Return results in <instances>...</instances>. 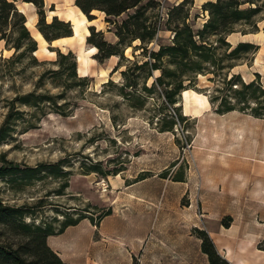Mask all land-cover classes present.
<instances>
[{
	"label": "rangeland",
	"instance_id": "374dc122",
	"mask_svg": "<svg viewBox=\"0 0 264 264\" xmlns=\"http://www.w3.org/2000/svg\"><path fill=\"white\" fill-rule=\"evenodd\" d=\"M179 1L159 0L153 14L158 19L160 30L147 48L156 50L159 44L170 42L173 33L166 29L165 22L169 9ZM205 1L193 0V5L189 6L188 22L194 28L200 27L207 18L208 12L202 8ZM16 3L26 19L33 23L27 27L36 36V6L22 0H16ZM50 6L44 7L47 21L55 16L50 12ZM64 7L66 11L70 9L68 4ZM91 13L94 15L91 20L84 14L89 21L86 22L89 34L90 26H94L95 31L103 32L106 41L115 43L114 28L104 20V13L96 10ZM125 16L122 14L116 20L120 21ZM255 20L256 28L237 24L227 35L232 46L240 41L258 45L257 50L237 61L229 74H239L243 81L248 82L256 78L255 72H258L264 87V10ZM88 35L82 41L73 40L62 47L45 44L49 51L71 50L76 56L77 69V56L85 55L81 56L80 62L88 60L86 71L82 75V71L77 70V74L87 76V85L65 90L57 98L58 107L16 104L14 111L19 110L20 114L14 120L10 135L0 143V154L4 153L13 162L27 166L59 162L64 173L55 177L49 173V168H45L42 179H32L31 184L23 185L21 189L0 178L2 202L26 207L24 220L27 223L57 227L65 217L94 215L93 218L98 219L109 209L108 200L115 194L112 186L123 180L126 184L136 183L143 196L158 198L160 206L169 208L172 213H187L188 216L191 211L194 236V228L206 230L204 222L213 230L217 222L225 221L229 218L227 216L238 212H252L264 219V190H257L253 195L255 187L264 186V161H261L264 160V122L241 124L236 131L240 138L232 146V135L224 129L228 121L210 120L222 114L216 113L209 102V94L215 86L208 80L209 75H198L194 85L187 88L196 93L193 95L190 91L191 98L205 95L208 100V103L201 100L195 104L194 110L185 109L182 92L175 104L178 111L163 108L156 96L144 94L141 80L136 87V96L129 100L124 93L133 89H121L125 84L121 70L131 63L120 60L119 55L99 61L94 56L97 49H89L92 47L87 43ZM138 43L133 42L125 49V58L143 60L145 56L140 54L141 49L133 50ZM12 53L13 49H5L4 42L0 41V57L7 58ZM36 57L46 63L22 71L20 63L7 71V65L0 61V125L8 112V100L17 92L32 89L38 75L53 67L50 62L56 59V52L39 49ZM118 62V69L111 72ZM158 74L159 71L153 72L154 76ZM108 80L111 83H106ZM151 81L149 78L147 84ZM42 87L52 94L62 92L61 87L54 86L49 80ZM231 112L234 116L254 117L237 110ZM165 114L177 115L172 131L160 129L164 121L161 118ZM230 150L234 154L230 158L225 157ZM102 180L108 184L106 191L102 190ZM65 183L68 185L59 194ZM14 240V234L0 225V242Z\"/></svg>",
	"mask_w": 264,
	"mask_h": 264
},
{
	"label": "trees",
	"instance_id": "16d2710c",
	"mask_svg": "<svg viewBox=\"0 0 264 264\" xmlns=\"http://www.w3.org/2000/svg\"><path fill=\"white\" fill-rule=\"evenodd\" d=\"M31 2L36 6L38 20L36 28L43 38L50 42L60 37L72 35L69 21L53 16L47 21L45 4L43 0H22ZM75 5L89 18H94L91 13L97 10L104 13V20L113 26L115 43L106 41L102 31H95L90 26L87 43L97 49L94 56L103 60L112 55H119L120 60H126L131 65L121 70L125 84L130 90L124 93L126 98L132 100L139 81H142L141 90L146 96H156L161 100L163 108L179 110L175 106L179 102V94L194 85L198 75H209L208 80L215 83L209 94V102L214 106V111L224 114L233 110L248 113L256 118L264 119V87L256 78L245 82L239 74H229L237 61L250 51L258 49V45L251 42L240 41L234 46L227 41V35L234 31L237 24H247L251 29L256 28L255 18L264 10V0H207L202 4L207 11V18L200 27L194 28L189 19V6L193 0H181L173 5L165 22L166 29L171 30L173 36L169 43L159 44L158 49H149L148 44L155 40L160 24L154 18L153 11L158 7L159 0H75ZM53 10V5L50 6ZM126 14L125 18L117 21L116 18ZM26 16L18 7L16 0H0V41L4 42L7 50L13 49L11 56L1 58L8 67L7 71L14 69L16 63L21 64V71L26 68L36 67L46 63L39 60L35 52L37 41L32 36L26 25ZM110 30V27L108 28ZM133 50L141 49L143 60L131 61L125 58V49L132 46ZM56 52V59L50 63L53 67L42 71L33 82L32 89L19 93L8 100V112L0 125V143L3 142L13 129L14 120L19 115L15 110L16 104L26 106H60V98L65 90L79 85H87V76H78L75 54L68 50L51 49ZM120 62L113 67L111 72L118 69ZM11 70V71H12ZM159 71L154 76L153 72ZM152 78L150 84L147 80ZM46 80L61 87L62 92L52 94L43 88ZM106 83H111L108 80ZM104 83V84H106ZM177 116V115H175ZM174 115L165 114L161 120V131H172L176 124ZM180 119L183 116L178 114ZM45 168L55 177L61 176L62 168L59 162L55 164L39 163L36 166H27L13 162L0 154V178L6 179L17 189L23 185L31 184L32 179H42ZM97 169L96 167H92ZM180 180L182 179H175ZM68 184L65 183L62 189ZM28 209L24 206L4 204L0 199V225L6 227L14 234V241L0 242V264H71L64 262L56 252L46 243L48 235L61 233L67 226L77 224L81 219L88 217L80 215L77 218L65 217L57 227L51 224H33L24 220ZM109 208L98 220L109 214ZM221 223L228 226L231 217ZM95 221L93 217H90ZM196 236L200 239V249L207 255L209 264H229L217 251L211 237L206 230L194 228ZM261 246V245H260ZM264 249V245L261 246Z\"/></svg>",
	"mask_w": 264,
	"mask_h": 264
},
{
	"label": "crops",
	"instance_id": "0c3cea01",
	"mask_svg": "<svg viewBox=\"0 0 264 264\" xmlns=\"http://www.w3.org/2000/svg\"><path fill=\"white\" fill-rule=\"evenodd\" d=\"M74 1L44 0L46 6L53 5L54 9L50 11L52 15L71 22L72 35L47 42L35 28L36 36L32 32L31 34L38 43L36 55L39 49L53 53L45 44L48 47H62L73 40L82 41L89 34L86 27V22L89 21ZM66 4L70 6L68 11L64 7ZM34 19L36 21L37 17L34 16ZM75 28L78 34L75 33ZM81 56L85 55L77 56V70L84 75L88 60L80 62ZM189 91L186 89L187 95L182 91L186 110H194L195 104L201 100L208 103L205 95L191 98ZM230 113L232 112L215 115L210 120L228 121L224 129L229 130L232 135V146L240 138L236 131L241 124L264 122L261 118L240 117ZM231 150L225 157L230 158L234 154ZM136 185L126 184L123 180L115 182L112 186L115 194L108 200L111 209L109 214L98 221H92L90 217L94 215H90L77 224L67 226L61 233L48 235V246L64 262L71 264H209L207 255L200 249V239L193 234L192 212L189 211L188 216L187 213H172L169 208L160 206L158 198L143 196ZM257 190H264V186L255 187L253 195ZM262 198L264 201V197ZM230 217L228 226L220 221L213 230L206 227L204 222L218 253L229 264H264V249L261 247L264 245L263 217L246 211Z\"/></svg>",
	"mask_w": 264,
	"mask_h": 264
},
{
	"label": "bare ground",
	"instance_id": "6f19581e",
	"mask_svg": "<svg viewBox=\"0 0 264 264\" xmlns=\"http://www.w3.org/2000/svg\"><path fill=\"white\" fill-rule=\"evenodd\" d=\"M27 24H30V22H28V20L26 21V25H27ZM75 33H76V34H78V33H77V30H76V28H75ZM89 49H90L91 51H94V50H95V48H94V47H92V48H89ZM199 77H204V76H202V75H199ZM188 90H190L191 92H193L191 89H188ZM185 91H186V90H184V92H185ZM190 91H189V92H190ZM187 93H188V92H185V95H187ZM182 94H183V93H182ZM183 95H184V94H183ZM185 95H184V96H185ZM193 95H196V93H195V92H193Z\"/></svg>",
	"mask_w": 264,
	"mask_h": 264
},
{
	"label": "built area",
	"instance_id": "2783aa9c",
	"mask_svg": "<svg viewBox=\"0 0 264 264\" xmlns=\"http://www.w3.org/2000/svg\"><path fill=\"white\" fill-rule=\"evenodd\" d=\"M101 186L103 191H106V189L108 188V184L104 180H102Z\"/></svg>",
	"mask_w": 264,
	"mask_h": 264
}]
</instances>
